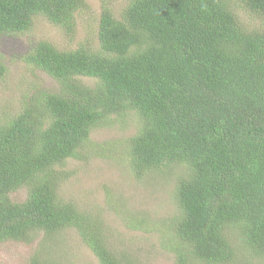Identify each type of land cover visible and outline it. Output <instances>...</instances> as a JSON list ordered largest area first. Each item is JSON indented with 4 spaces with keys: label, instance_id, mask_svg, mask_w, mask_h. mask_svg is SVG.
<instances>
[{
    "label": "trees",
    "instance_id": "16d2710c",
    "mask_svg": "<svg viewBox=\"0 0 264 264\" xmlns=\"http://www.w3.org/2000/svg\"><path fill=\"white\" fill-rule=\"evenodd\" d=\"M238 1L262 18L257 29H243L228 0H128L119 18L102 6L97 51L45 40L29 49L24 62L58 91L38 90L0 120V242L73 228L98 264H140L111 248L100 218L60 199L56 168L78 157L93 128L133 112V175L186 169L166 229L174 264L264 257V0ZM83 7L0 0V35L23 33L42 16L71 36ZM5 73L0 56V80ZM22 187L25 197L12 200ZM26 264L47 263L34 255Z\"/></svg>",
    "mask_w": 264,
    "mask_h": 264
},
{
    "label": "rangeland",
    "instance_id": "374dc122",
    "mask_svg": "<svg viewBox=\"0 0 264 264\" xmlns=\"http://www.w3.org/2000/svg\"><path fill=\"white\" fill-rule=\"evenodd\" d=\"M83 1L85 7L75 14V31L71 36L42 16H35L31 27L23 33L0 35V56L6 67L0 80V120L15 114L36 91H58L55 80L23 60L37 41H48L59 50L83 46L97 51L102 6L119 18L128 0ZM228 4L243 29L259 27L262 22L259 15L245 9L238 0H228ZM78 81L85 85L93 83V79L86 77H79ZM139 126L137 116L128 112L112 115L107 124L93 128L78 150V157L56 167L61 177L58 196L100 218L106 226L107 242L114 251L140 264H174L172 252L164 247L166 229L170 218L178 212L173 191L186 169L175 164L135 177L128 163L127 139ZM25 195L22 187L10 194V198L20 201ZM34 255L47 264H98L73 228L53 235L35 232L27 241L0 242V264H26ZM236 264H264V257H248Z\"/></svg>",
    "mask_w": 264,
    "mask_h": 264
}]
</instances>
